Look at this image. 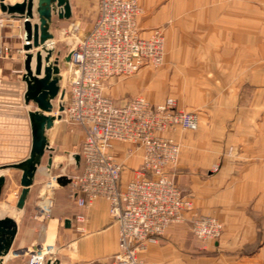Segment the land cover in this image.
<instances>
[{
    "label": "crops",
    "instance_id": "0c3cea01",
    "mask_svg": "<svg viewBox=\"0 0 264 264\" xmlns=\"http://www.w3.org/2000/svg\"><path fill=\"white\" fill-rule=\"evenodd\" d=\"M15 1L18 0H6ZM95 1V11L89 0H70L69 18L53 13V59L59 56L62 61L70 52L62 50V34L67 26L80 22L75 28L77 38L81 31L91 29L97 15L98 0ZM138 2L144 8L138 21L144 35L150 28L171 21L167 33L170 49H182L184 43L197 47L196 63V53L182 49L176 56L190 55L182 66L183 75L206 78L208 96L205 103H197L201 117L197 130L168 134L181 145L179 163L172 175L184 195L193 199L197 212L214 215L224 225L216 240L204 244L192 233L190 218L175 223L157 242L147 244L140 253L141 264H264V0ZM193 6L196 8L184 12ZM9 18L0 10V42L11 48L10 54L0 57V165L29 155V110L37 108L24 98L27 83L23 79V20ZM203 52H207L206 60ZM65 65L64 61L61 76ZM148 77L146 71L114 76L104 92L116 102H124L145 90ZM62 80L61 77L60 84ZM161 94L146 96L157 103L167 97L161 98ZM59 130L57 149L67 157L65 164L71 170H81L82 159L76 156L83 130L75 127L72 131L65 124ZM113 152L123 164L122 183L126 184L136 175L143 149L115 141ZM50 155L51 151L47 152L46 164L42 166V160L39 165L21 208V191L15 196V176L18 174L20 179L22 170L0 168L5 170L0 174L6 177L0 195V218L12 217L17 228L7 252L0 256V264H29L30 252L37 246L49 251L48 259H58L62 264H114L119 228L110 215L109 201L97 197L88 206H81L70 183L37 182L40 174L47 180L49 176L57 180L56 158L52 157V164H48ZM6 206L9 210H4Z\"/></svg>",
    "mask_w": 264,
    "mask_h": 264
},
{
    "label": "built area",
    "instance_id": "2783aa9c",
    "mask_svg": "<svg viewBox=\"0 0 264 264\" xmlns=\"http://www.w3.org/2000/svg\"><path fill=\"white\" fill-rule=\"evenodd\" d=\"M143 13L138 0H98L91 29L65 62L61 77L68 84L67 88L60 84L55 113L61 115L59 120L83 129L82 169L66 175L79 205L88 206L97 197L109 201L110 215L119 228L114 264H141L140 253L148 243L157 242L171 225L188 218L192 233L204 244L216 240L224 228L218 217L196 211L193 199L184 195L172 175L181 145L167 132L197 129L198 114L179 108L173 97L152 103L139 94L118 103L104 92L112 77L164 61V27H152L144 35L138 22ZM9 52L10 47L0 42V55ZM115 141L143 149L136 175L126 184L123 164L113 152ZM48 252L35 247L29 264H46Z\"/></svg>",
    "mask_w": 264,
    "mask_h": 264
},
{
    "label": "water",
    "instance_id": "95a60500",
    "mask_svg": "<svg viewBox=\"0 0 264 264\" xmlns=\"http://www.w3.org/2000/svg\"><path fill=\"white\" fill-rule=\"evenodd\" d=\"M0 10L14 19L23 20L25 50L23 79L27 83L24 94L25 102H34L37 108L29 110L31 122V148L29 155L23 160L0 165V168H18L22 170L20 183L21 193L18 207H23L34 182L36 171L41 164L50 146L48 130L54 126L55 115L53 100L60 91L61 67L70 60V53L60 60L59 56L53 59V47L43 53L41 42L53 38L50 30L53 13L60 18H69L72 15L70 0H18L13 3L0 0ZM37 16V18H36ZM36 18V19H35ZM33 60L35 65H32ZM63 107H60L62 110ZM80 159V155L76 156ZM52 155L48 164H52ZM6 177L0 174V195ZM71 179L66 174L57 176L61 185L70 183ZM68 223V219L66 220ZM16 223L12 217L0 218V256L7 252L16 233ZM46 264H62L58 259H48Z\"/></svg>",
    "mask_w": 264,
    "mask_h": 264
},
{
    "label": "rangeland",
    "instance_id": "374dc122",
    "mask_svg": "<svg viewBox=\"0 0 264 264\" xmlns=\"http://www.w3.org/2000/svg\"><path fill=\"white\" fill-rule=\"evenodd\" d=\"M91 3L89 4L90 6H88V11H90V8H93L96 4L95 0H89ZM90 7V8H89ZM196 6H193L192 8H187L184 12H190L191 10L195 9ZM93 11L94 8H93ZM2 12V11H1ZM9 19H13V18H9ZM92 20L90 21V23H92ZM87 22V21H86ZM76 25H70L66 27V30L63 31L62 34V38H63V43L60 42L59 44L62 43V50L66 51L68 49H72L73 47L76 46L77 42L79 41V39L85 34L87 33V31L82 32L81 31V36L79 38H77V36L79 35V32L77 29H75L77 26H79L80 22H76ZM172 24L171 21H167L166 23L162 24V25H158V26H162L164 27V32H165V56H164V61L163 63L159 64V65H148V66H143L141 67L139 70H137L135 73L131 74L134 75L138 72H142V71H146L149 73V77L147 80V86L145 87V90H140L139 92L135 93L133 96L135 95H150L151 96H156V95H160L161 94V98L163 96H166V98L168 97H173L179 108L184 109L186 111H195L198 114V118H199V125L198 128L200 126V121H201V117H200V113H199V109L197 106L198 104L205 103L207 100V79L206 78H202V77H194V76H184L183 72L184 71L182 69L183 65H186V60L187 58H189V54L188 56L185 55L184 53H182L181 56L177 57V52L179 50H184L183 52L188 51L190 54H195L194 57V61L196 63V59H198V55L199 53L196 52L197 47L196 46H191L189 43H184L182 46H180L182 49H170V47L168 46V30L170 25ZM72 37H69L71 36ZM4 44V43H2ZM67 44V45H65ZM8 46V45H7ZM61 46V45H60ZM10 47V46H9ZM24 49V48H23ZM11 51V48H10ZM203 59L206 60L207 57V52H203ZM10 54V52L8 53ZM6 54V55H8ZM1 56H5V55H0ZM200 58V57H199ZM63 66V64H62ZM197 65H195V69L194 72H192L193 75L196 74L197 71ZM65 70L66 68H64V72L63 74L65 75ZM185 72V71H184ZM67 80L64 79L62 80V85L63 87L67 88ZM109 82L107 84L106 88L109 86ZM104 90V91H105ZM170 95V96H168ZM132 96V97H133ZM147 97V96H146ZM57 98V97H56ZM53 100L54 103V112L56 113V111L59 109V105H58V101L57 99ZM148 98V97H147ZM165 98V99H166ZM163 99V100H165ZM161 100V101H163ZM57 120V119H56ZM58 129H57V133L54 136V138H52L51 140V149L48 150L47 152L49 153L51 151L52 157L55 156L56 158V167H54V172L56 174H66L67 172H71V166H69L68 164H65L67 162V157L65 156V154L63 153V151H61V149H57V139L59 137V126L61 125H67L70 130L74 131L75 127H79L81 130H83L81 128L80 125L71 122V121H67V120H59L58 121ZM197 128V129H198ZM197 129H182L179 128L177 130H197ZM71 131V132H72ZM170 132H174V131H168L167 134H169ZM123 142V141H121ZM128 143V142H125ZM131 144V143H130ZM46 152V155H47ZM27 152H25L26 154ZM54 153V154H53ZM181 153V152H180ZM28 154V153H27ZM46 155L43 158V162H42V166L46 164ZM49 155V154H48ZM180 159V156H179ZM179 163V161H178ZM44 177L42 174L39 175V178L37 179V182L42 181V185L46 184L49 181H52L53 184H57V180L53 177V176H49L48 180L42 178ZM15 180L17 181V193L15 194V196H18L20 191H21V185L20 183V179L18 177V174H16L15 176ZM40 183V182H39ZM8 207V206H7Z\"/></svg>",
    "mask_w": 264,
    "mask_h": 264
},
{
    "label": "bare ground",
    "instance_id": "6f19581e",
    "mask_svg": "<svg viewBox=\"0 0 264 264\" xmlns=\"http://www.w3.org/2000/svg\"><path fill=\"white\" fill-rule=\"evenodd\" d=\"M51 39L52 38L42 40L41 48H42V50L44 52H47V50L50 49V47H52L53 43H51ZM56 119H55L54 126L51 129L48 130V137H49L50 141L52 140V138H54V136L56 134V129H57L58 121H59V119H57V120ZM0 172L3 173V172H5V170L4 169H0ZM4 210H9V208L6 206V207H4Z\"/></svg>",
    "mask_w": 264,
    "mask_h": 264
}]
</instances>
